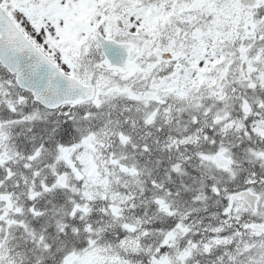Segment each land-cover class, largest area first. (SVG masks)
I'll list each match as a JSON object with an SVG mask.
<instances>
[{"label":"snow or ice","instance_id":"6c2138e0","mask_svg":"<svg viewBox=\"0 0 264 264\" xmlns=\"http://www.w3.org/2000/svg\"><path fill=\"white\" fill-rule=\"evenodd\" d=\"M0 264H264V0H0Z\"/></svg>","mask_w":264,"mask_h":264}]
</instances>
